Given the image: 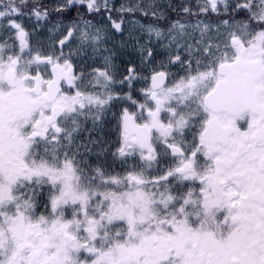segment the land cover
Listing matches in <instances>:
<instances>
[{
	"label": "snow or ice",
	"instance_id": "6c2138e0",
	"mask_svg": "<svg viewBox=\"0 0 264 264\" xmlns=\"http://www.w3.org/2000/svg\"><path fill=\"white\" fill-rule=\"evenodd\" d=\"M0 264H264V0H0Z\"/></svg>",
	"mask_w": 264,
	"mask_h": 264
},
{
	"label": "rangeland",
	"instance_id": "374dc122",
	"mask_svg": "<svg viewBox=\"0 0 264 264\" xmlns=\"http://www.w3.org/2000/svg\"><path fill=\"white\" fill-rule=\"evenodd\" d=\"M56 2V0H45V3L48 4H54ZM128 2V0H115L116 6L119 7V5L121 3H125ZM131 2L135 3V2H139V0H131ZM144 3H150L151 0H143ZM110 46V45H109Z\"/></svg>",
	"mask_w": 264,
	"mask_h": 264
},
{
	"label": "flooded vegetation",
	"instance_id": "af4514ba",
	"mask_svg": "<svg viewBox=\"0 0 264 264\" xmlns=\"http://www.w3.org/2000/svg\"><path fill=\"white\" fill-rule=\"evenodd\" d=\"M29 27H30V25H29ZM117 170H119V167H118V165H117Z\"/></svg>",
	"mask_w": 264,
	"mask_h": 264
},
{
	"label": "trees",
	"instance_id": "16d2710c",
	"mask_svg": "<svg viewBox=\"0 0 264 264\" xmlns=\"http://www.w3.org/2000/svg\"><path fill=\"white\" fill-rule=\"evenodd\" d=\"M177 2H178V0H177ZM74 14V13H73Z\"/></svg>",
	"mask_w": 264,
	"mask_h": 264
}]
</instances>
